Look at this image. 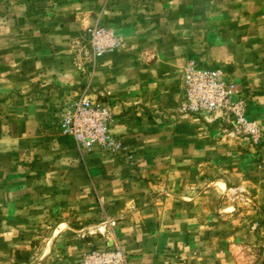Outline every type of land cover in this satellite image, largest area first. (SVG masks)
Returning a JSON list of instances; mask_svg holds the SVG:
<instances>
[{"label": "rangeland", "instance_id": "rangeland-1", "mask_svg": "<svg viewBox=\"0 0 264 264\" xmlns=\"http://www.w3.org/2000/svg\"><path fill=\"white\" fill-rule=\"evenodd\" d=\"M120 1L147 21H181L170 29L188 39L185 63L220 68L258 136L180 111L179 92L168 126L126 139L111 124L119 150L81 153L59 131L65 105L27 104L20 82L39 32L60 31L53 50L76 54L81 76L89 75L95 64L84 28L112 29L98 19ZM84 90L109 105L86 82L77 95ZM29 116L41 120L27 122ZM87 195L97 204L86 208ZM107 195L111 203L100 204ZM110 206L112 217L105 215ZM71 211L78 213L70 216L76 230L63 241L84 244L78 264L91 250L115 245L129 264H264V0H0V264L46 262ZM52 257L49 264L59 260Z\"/></svg>", "mask_w": 264, "mask_h": 264}, {"label": "crops", "instance_id": "crops-1", "mask_svg": "<svg viewBox=\"0 0 264 264\" xmlns=\"http://www.w3.org/2000/svg\"><path fill=\"white\" fill-rule=\"evenodd\" d=\"M135 9V6L125 1H120L109 9H103L98 22L110 25L114 33L119 36L121 45L115 51L107 52L97 59L93 70L91 69L92 72L86 76H81L84 67H80L76 54L73 56L66 53L59 57V51L53 50L52 45L57 42L56 34L61 36V33L55 32L60 31L50 32L48 28L41 30L34 40L35 47L31 51L32 61L27 62L25 68L26 77L20 82V87L27 90L24 96L27 104L34 103L39 107L57 105L56 103L66 105L76 97L79 84L86 82L97 96H103L102 99L109 103L114 115L111 123L114 134L126 139L137 138L138 135L143 136L147 133L149 128L152 131L157 127L168 126L174 116L172 111L178 107L182 67L190 53L188 39L182 32V36L171 33L172 24L178 26L181 21L163 22L162 18L147 21L143 13H137ZM242 48L243 44H241ZM224 49L229 51L227 44ZM29 59L28 57L26 60ZM222 67L229 69L227 63H222ZM46 84L50 86L39 89ZM34 85H39L36 86V92H28ZM47 92L50 94L48 95ZM45 97L49 99L45 100ZM178 116L180 115L176 114L175 117ZM183 116L185 115L180 117ZM38 119L41 120L40 117L29 116L27 122ZM152 120L163 121V124L154 123ZM96 169L100 171V167ZM94 184L101 189L105 186L103 182ZM66 198L68 202L73 201L69 195ZM112 199V196L107 195L98 202L111 203ZM63 202L64 207L67 205L66 208H73L70 203ZM87 202L90 206L93 202L97 204L88 195L83 201L86 208ZM111 205L118 207L115 204ZM110 207L105 213L108 217L117 214L112 206ZM76 214L78 213L71 211L65 215L69 216L65 218V227L58 230L51 246L53 252L47 259L48 262L43 264H49V261L53 263L56 259L52 256L59 257L55 264H78L84 244L79 246L78 241L76 244L66 245L67 240L63 241L64 238L69 237V233L72 234V231L76 230L73 225L77 223H73L70 217L73 216L74 219ZM61 224L59 219L54 226ZM83 227H86L85 223ZM81 228L82 226L79 227ZM93 241L95 242V239Z\"/></svg>", "mask_w": 264, "mask_h": 264}, {"label": "built area", "instance_id": "built-area-1", "mask_svg": "<svg viewBox=\"0 0 264 264\" xmlns=\"http://www.w3.org/2000/svg\"><path fill=\"white\" fill-rule=\"evenodd\" d=\"M82 41L88 46L89 61L93 65L105 53L115 51L121 45L113 29L98 23L84 28ZM237 92L236 85L224 77L220 68L188 61L182 70L178 108L184 113L206 119L228 121L250 137H257L258 126L245 116L244 103L236 98ZM112 121L110 106L84 90L62 108L59 131L72 140L81 153L95 147L116 151L122 144L110 133ZM82 264L129 263L127 255L115 245L91 250L83 258Z\"/></svg>", "mask_w": 264, "mask_h": 264}]
</instances>
